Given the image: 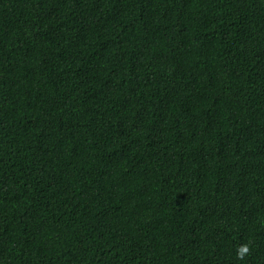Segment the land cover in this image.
I'll return each mask as SVG.
<instances>
[{"label": "trees", "instance_id": "1", "mask_svg": "<svg viewBox=\"0 0 264 264\" xmlns=\"http://www.w3.org/2000/svg\"><path fill=\"white\" fill-rule=\"evenodd\" d=\"M0 264H264V0H0Z\"/></svg>", "mask_w": 264, "mask_h": 264}, {"label": "clouds", "instance_id": "2", "mask_svg": "<svg viewBox=\"0 0 264 264\" xmlns=\"http://www.w3.org/2000/svg\"><path fill=\"white\" fill-rule=\"evenodd\" d=\"M250 254L249 244L245 243L240 245L236 250L237 259L243 260L246 256Z\"/></svg>", "mask_w": 264, "mask_h": 264}]
</instances>
